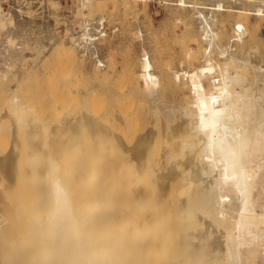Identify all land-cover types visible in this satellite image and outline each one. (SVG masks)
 Instances as JSON below:
<instances>
[{
	"label": "bare ground",
	"instance_id": "6f19581e",
	"mask_svg": "<svg viewBox=\"0 0 264 264\" xmlns=\"http://www.w3.org/2000/svg\"><path fill=\"white\" fill-rule=\"evenodd\" d=\"M83 1L84 9L92 7V0ZM197 1L195 5H204ZM224 3H217L213 18H205V21H200L205 10L198 13L195 7L190 9L200 26V38L205 45L201 50L204 64L175 73L165 69L164 78L159 79L153 72L150 55L146 53L141 72L134 77L135 88H143L150 96L157 93L160 84L172 83L180 90H189L191 95L185 98L182 114L174 116L179 119L176 118L174 125L167 118H158L159 121L153 120L151 126L139 130L137 112L133 116L132 112L122 109L108 119V112L114 107L109 111L105 107L93 110L91 105L90 110L87 103L94 96L89 102L85 99L87 105L82 107L85 100H81V104L79 96L74 95L75 98L69 90L71 87H67L65 103L68 106L75 103V107L81 104L82 107L74 110L80 112L79 117L75 114L66 121L67 130L85 127L84 133L86 127L87 130L90 127L88 132L92 136V140L84 139L86 143L91 140L92 145L79 150L77 161L72 160L80 167L79 171L76 169L78 173L73 183L67 181L68 170L62 168L63 160L68 158L66 155L73 153V145L59 144L63 151L57 146L59 149L54 147L51 153L43 152L44 155L49 153L47 162L41 159L38 163L39 159L33 158L35 163L30 160L25 166L22 162L27 155L36 152L40 155L49 144L39 143L44 146L41 150L35 141L40 152L28 141L37 135L26 136L22 142L15 139L16 148H21L22 152L13 149L18 153L11 157L10 153L5 158L16 157V161L9 164L11 159L8 160L3 168V161H0V171L9 173L5 172V167L11 165L7 166L11 171L8 170L15 174L25 167L22 175L17 176L18 179L15 177L12 183L17 186L24 182L26 185L28 179L35 176L32 181L36 185L27 183L29 186H25V191L32 196L35 194L34 197H46V206L50 209L48 214L42 211L45 213L43 221L42 217L31 222V218L39 213L34 212L35 207H39L35 204L41 200L36 203L32 200L35 204L28 215L26 206L31 203L23 206L21 201L16 210L23 206L26 216L10 224L8 220L1 222V241L9 246L1 245L0 250H8L11 256H16V264H264V74L251 62L242 60L240 66L238 56L231 52L234 45L244 43L246 37L249 49H253L257 33L254 29L258 26L250 32L246 20L236 21L229 46H224L220 40L225 23L218 20V13L226 11ZM235 12L264 17L261 6L255 13ZM196 40L195 37V43ZM188 50L186 59L194 64L199 57L193 56L192 48ZM216 51L225 62L214 58ZM249 54L246 53L248 57ZM50 56L64 64L77 60L71 45L55 47ZM97 66L106 68L102 60ZM248 68L258 71L253 77L254 87L245 73ZM95 75L99 81L108 76L107 72L104 75L96 72ZM67 82L64 87L69 84ZM71 84L75 83L70 81ZM70 99L79 101L73 103L72 100L70 105ZM12 103L17 107L18 99L14 98ZM135 119L138 123H134ZM78 125L81 127L75 129ZM69 134L72 135L71 131ZM75 134L76 131L73 137ZM79 135L75 137L82 142L83 137L80 138L81 133ZM83 143L81 145L86 148L87 144ZM76 146L78 148V144ZM22 148H29V153ZM61 153H64L63 157ZM104 159L106 168L110 160L109 169L96 167L101 166L100 161L104 162ZM38 164L40 168L45 164L46 169H41L46 173L37 171ZM68 164L72 165L71 162ZM44 174L48 175V182L37 185L38 177ZM67 174L72 175V172ZM0 195L1 207L6 201L2 193ZM44 201L41 202L44 204ZM30 237L34 240L31 246L28 244ZM24 252L27 254L23 255ZM24 259L33 262L27 263Z\"/></svg>",
	"mask_w": 264,
	"mask_h": 264
},
{
	"label": "rangeland",
	"instance_id": "374dc122",
	"mask_svg": "<svg viewBox=\"0 0 264 264\" xmlns=\"http://www.w3.org/2000/svg\"><path fill=\"white\" fill-rule=\"evenodd\" d=\"M83 2V0H0V161H3V164H1L2 168L4 163L7 164L8 160L11 159L10 163L8 162L9 164L14 160L16 161V157H12L14 159L10 158L11 155L22 152L21 148H16L15 139L20 142L26 136L37 135V138L34 136L35 139L31 137L28 141L35 144V147L39 143L49 144V147L47 146L48 148H45L47 150L41 152L44 146L41 147V144H39L40 146L37 147H41V150H37L38 148L36 147V151H40L42 154L32 153L31 155L34 156L27 155L25 162H20L24 163L25 166L35 163L34 159L35 161L39 159L38 163L41 162V159L47 162L50 159L49 153L52 152L54 147L60 148L61 144H71L74 146L72 151L74 154L70 153L71 155L68 154L66 156L70 159L68 163L71 162L72 165L67 163L68 158H63L64 164H62V168L66 171L68 170L67 173L69 171L70 173L72 172V175L66 172L64 174L66 173L67 177L65 178H67V181L73 183L75 174L80 170V167L78 168V165L74 162L77 161L78 151L87 149V147L92 145V136H90L91 132H88L90 127H88V130L86 127L87 131L85 130L83 133L85 127L82 129L80 125L74 126L75 129L80 128L79 130H74L73 128V130H69L72 135L69 134L66 121L75 117V114L79 117L80 112L77 111L80 105L85 99L89 102L91 96H94V99H90L92 101L87 103L88 105L85 100L81 105L82 107L87 105L90 108L92 105L94 107L93 110L105 107L106 111H109L110 107H114L115 111L110 109L112 114L109 113L110 111L108 112V119H111V115L112 118L116 116L117 111L121 109V111L132 112L133 116L137 112L136 118L138 120L135 119L134 123L139 121L137 125V127L140 126L139 130H142L143 127L145 129L147 126H151L153 120L159 121L162 118H167L168 122L174 125L179 120L174 116L178 115L179 117L182 114L185 98L191 95L188 89L180 90L172 83H169L170 85L167 84V86L160 84L159 88H157V93L155 92L150 96L143 88H135L134 77L137 78L139 76L142 59L146 53L150 55L154 65L153 72L159 79L164 78L165 69L175 73L177 71L190 70L192 67L204 64L205 58L201 50L204 49L205 45L200 38V26L194 12L187 8L159 4V0H147L144 3L136 0H92V7L87 9L83 8ZM220 2H225L226 9L225 12L218 13V20H222L225 23V29L222 28L223 39L220 42L224 46H229L234 30L233 24L238 21L246 20L245 22H248L246 23L247 30H251L250 32L258 26L256 30L254 29V32H257L255 36L257 42L254 41L253 46L256 45L252 46L253 49H249L248 43H246L248 38L246 37L244 39L246 45L241 41L238 45H234L231 52L234 56H238L240 66L242 65V60L248 63L251 62L252 65L257 66L258 71L264 74V17L235 12L237 10H246L255 13L257 7L261 6L264 9V0H259V2L258 0H203L202 4L216 7V4ZM97 3H100L101 7ZM104 4L106 5L104 6L105 8L103 7ZM243 17L245 19H241ZM83 19H88L92 22L97 19H104L106 25L107 36L100 38L95 46L89 49L82 48L79 45L80 39L83 38L81 32ZM184 22L187 24H184ZM254 32L253 34L255 35ZM195 37L198 40H196L197 44L194 42ZM199 42L200 44H198ZM240 44H242V48H240ZM65 45H71L75 48L77 60L64 64L63 61H57L50 56L55 47ZM190 48L194 50L193 56L197 57L196 59L199 57V60L194 64H191L186 59ZM246 51L251 53L249 57L246 55L248 53ZM97 58L104 62L106 68L97 66ZM214 58L221 63L225 62V59L217 51L214 53ZM239 68L241 69L242 67ZM257 70L255 68L245 69V73L248 75L247 77L253 87L256 86L252 81L254 80L253 77L255 78L258 73ZM96 72H99L100 75H104L107 72L108 76L105 80L99 81L96 79ZM66 80H68L67 83L69 84L70 81L71 83L74 82L75 84L73 85H75L74 88L76 89H73L72 84H66L67 86L64 87ZM176 80L180 82V80ZM140 86H143L142 82H140ZM67 87L70 88L69 90L73 96H79L81 102L79 106L77 104L79 100L77 99H70L69 101L71 105L72 100L73 103L77 100L76 107L75 103L71 106L65 103ZM77 89L78 92L76 91ZM119 95H122V97L119 98ZM182 96H185L184 100ZM14 98L18 99V108L12 103ZM65 104L71 108L69 110L66 109ZM63 106L66 108H63ZM90 110L92 109L90 108ZM114 112L115 115H113ZM152 115L154 116L153 118L151 117ZM59 128L60 130L62 128V131ZM66 130L68 131V136ZM75 131L78 135L77 137L81 133L82 142L81 139H76V134L73 137ZM91 131L93 132V130ZM86 132H88V136H86ZM86 137L91 138L90 142L86 143ZM83 142L87 144L86 148L81 145ZM76 144H78V148H76ZM13 149L18 152H14ZM26 149H23V151L29 153V148ZM60 150L63 151L62 148ZM47 151L49 153L44 155L43 152ZM8 154H10V157L8 156V159H6L5 157ZM59 155L57 157L60 159L62 153ZM102 161H100L102 165L98 164L96 167L109 169L110 160L107 163V168L104 166L107 162L106 159H104L105 164ZM39 165L37 167H39L40 171H37L46 173L41 169H46L43 167L45 164L41 168ZM7 166L5 167V170H7L4 171L9 173L5 174L0 171V193H2L6 201V204L0 207V225L3 220H8L7 223L10 224L26 216V211L23 207L25 206L24 203L29 202L28 204H30L32 200L36 203L39 199L41 201L44 199L45 203L38 201L37 204H26L28 208L27 215L31 214L29 209L32 210L31 206L33 204L39 206L37 209L35 207L34 212L37 211L39 213L34 216L36 218H31V222L41 219L45 214L42 211L48 214L50 209L46 206V197H39V195L34 197L35 194L32 196L31 193L25 191L27 189L25 186H29V183L30 185H36L32 181L35 176L28 179V184L26 183L25 185L23 182L22 185L18 184L16 186L12 182H15V177L22 175L25 167H22L19 172L15 171L16 173L14 174L10 172L11 168ZM76 169L78 170L77 172ZM31 172L29 173L32 175L33 173ZM38 178V182L36 181L37 185H43L48 182L47 179L49 177L44 174V176L42 175ZM20 202L21 205H24L19 210H16L20 206ZM13 211L16 212L13 214ZM21 212L23 215H21ZM44 219L45 217L41 220L43 221ZM30 241L28 242L29 246L33 244L34 240L30 237ZM1 245L4 247L9 246L7 243L2 242L0 237V247ZM10 254L8 250H0V262L16 264L18 259ZM24 254H27V252H24ZM28 260L24 259L23 261L27 263L33 262V260Z\"/></svg>",
	"mask_w": 264,
	"mask_h": 264
},
{
	"label": "built area",
	"instance_id": "2783aa9c",
	"mask_svg": "<svg viewBox=\"0 0 264 264\" xmlns=\"http://www.w3.org/2000/svg\"><path fill=\"white\" fill-rule=\"evenodd\" d=\"M141 3H144L147 0H138ZM197 0H159V4H164V5H169V6H175V7H186L189 9H193L194 7L197 12L199 13L200 11L205 12L204 14H201V20L205 21L210 20L213 18L214 14L212 13L213 11H216L215 6L212 5H195V2ZM202 1V0H199ZM203 2V1H202ZM207 2V1H206ZM81 32L83 35V38L80 39L79 45L82 48H92L95 46L96 42L102 38L107 36V30H106V25L104 19H97L94 22L89 21L88 19H83L82 20V28ZM100 61L98 58L96 59L97 64H100ZM101 68H104L101 66Z\"/></svg>",
	"mask_w": 264,
	"mask_h": 264
}]
</instances>
